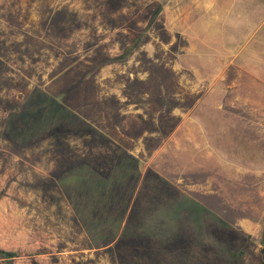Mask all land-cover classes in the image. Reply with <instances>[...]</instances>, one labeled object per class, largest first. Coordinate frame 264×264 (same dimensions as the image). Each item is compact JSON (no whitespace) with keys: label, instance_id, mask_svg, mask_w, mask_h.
I'll return each instance as SVG.
<instances>
[{"label":"rangeland","instance_id":"374dc122","mask_svg":"<svg viewBox=\"0 0 264 264\" xmlns=\"http://www.w3.org/2000/svg\"><path fill=\"white\" fill-rule=\"evenodd\" d=\"M264 0H0V264H264Z\"/></svg>","mask_w":264,"mask_h":264},{"label":"trees","instance_id":"16d2710c","mask_svg":"<svg viewBox=\"0 0 264 264\" xmlns=\"http://www.w3.org/2000/svg\"><path fill=\"white\" fill-rule=\"evenodd\" d=\"M262 247L260 249L261 251V254H262V259H263V262H264V237L262 238ZM16 254L12 251H8V250H4V249H1L0 248V256L1 257H4V258H10V257H13L15 256Z\"/></svg>","mask_w":264,"mask_h":264}]
</instances>
